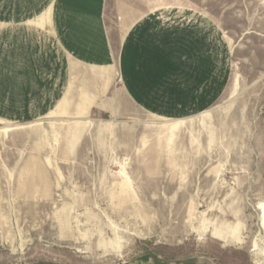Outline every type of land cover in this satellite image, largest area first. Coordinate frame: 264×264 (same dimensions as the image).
Listing matches in <instances>:
<instances>
[{
  "label": "rangeland",
  "instance_id": "obj_1",
  "mask_svg": "<svg viewBox=\"0 0 264 264\" xmlns=\"http://www.w3.org/2000/svg\"><path fill=\"white\" fill-rule=\"evenodd\" d=\"M106 14L120 35L148 14L192 26L213 68L167 81L169 103L192 105L163 115L132 97L114 44L104 79L71 60L69 110L51 113L63 94L0 121V264H264V0H108Z\"/></svg>",
  "mask_w": 264,
  "mask_h": 264
},
{
  "label": "crops",
  "instance_id": "obj_2",
  "mask_svg": "<svg viewBox=\"0 0 264 264\" xmlns=\"http://www.w3.org/2000/svg\"><path fill=\"white\" fill-rule=\"evenodd\" d=\"M107 3L108 0H0V121L48 114L64 94L70 68L79 69L77 64L71 67V60L91 65L90 73L114 71L117 65L105 66L115 61L114 44L123 48L128 88L142 107L163 115L189 110L192 104L186 100L178 109L169 103L163 95V85L167 81L181 84L182 80L189 85L197 70L206 74V69L213 68L208 63L213 57L195 49L199 40L192 26L184 29L171 24L174 21L168 20L166 14H148L128 19L126 25H132L126 35H120L119 25L108 24ZM7 6L12 8L8 11ZM73 95L71 81L51 113L59 110L65 100L69 110ZM201 100L199 97L200 103L194 106L203 105L205 100Z\"/></svg>",
  "mask_w": 264,
  "mask_h": 264
},
{
  "label": "bare ground",
  "instance_id": "obj_3",
  "mask_svg": "<svg viewBox=\"0 0 264 264\" xmlns=\"http://www.w3.org/2000/svg\"><path fill=\"white\" fill-rule=\"evenodd\" d=\"M91 73H93V72H91ZM94 74V73H93ZM100 74H102V72H98L97 74H95V76H100ZM92 75V74H91ZM104 75V74H103ZM106 75V74H105ZM66 104H67V102H65L64 103V105H63V109L65 108V106H66ZM63 109H62V111H63ZM5 131H7V130H5Z\"/></svg>",
  "mask_w": 264,
  "mask_h": 264
}]
</instances>
